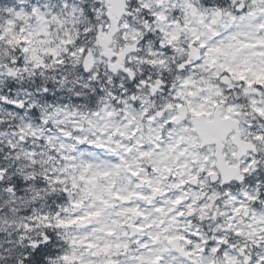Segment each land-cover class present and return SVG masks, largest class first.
Masks as SVG:
<instances>
[{
  "label": "snow or ice",
  "instance_id": "6c2138e0",
  "mask_svg": "<svg viewBox=\"0 0 264 264\" xmlns=\"http://www.w3.org/2000/svg\"><path fill=\"white\" fill-rule=\"evenodd\" d=\"M0 264H264V0H0Z\"/></svg>",
  "mask_w": 264,
  "mask_h": 264
}]
</instances>
